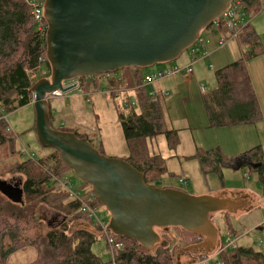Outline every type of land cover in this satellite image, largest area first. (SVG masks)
I'll return each instance as SVG.
<instances>
[{"label": "trees", "instance_id": "trees-1", "mask_svg": "<svg viewBox=\"0 0 264 264\" xmlns=\"http://www.w3.org/2000/svg\"><path fill=\"white\" fill-rule=\"evenodd\" d=\"M231 9L243 21L236 31H230L223 18L204 31H210L216 25L225 41L237 34L236 40L242 50L239 59L214 72L216 87L203 97L210 127L250 125L264 119L247 71L250 61L264 56V37L261 38L256 33L251 23L244 22V17L256 16L264 11V0H233ZM46 33V26L38 29L27 0H0V113H10L31 104L34 81L32 75L41 70L42 65L48 70L47 77L49 76ZM203 33L190 49L200 46ZM121 72L124 73L121 80L115 77L116 74L101 75L86 78L83 85L87 90L91 87L98 88L101 80L107 77L106 89L117 91L128 87L134 92V98L127 100L134 102L138 110L131 105L128 110L125 109L127 111L122 110L118 114L129 150V157L124 160L144 174L148 186L157 187L166 173L163 167L165 160L161 156L151 155L145 142L164 135L168 149L174 151L179 144V131L167 129L159 97L154 100L146 88L145 76L154 71L125 69ZM90 97L91 95L87 96L88 99ZM53 128L87 139L86 135L71 130L55 126ZM31 129L36 131L35 124ZM14 139L15 135L0 116V182L5 183L7 178L13 176L22 177L20 187H15L18 201L0 190V264H7L10 256L26 248L42 249L43 252L30 264H110L111 260L104 261L92 251V246L100 241L102 235L96 223L87 213L81 211L82 201L89 202L95 210L101 206L91 187L82 183L80 189L84 193L81 199L71 198L53 182L54 178H62L67 172H71L60 153L49 148L50 154L47 157H29L23 161L20 160V152L10 144ZM241 156L250 158L249 170L257 174V182L264 186L262 148L256 146ZM186 159L198 161L204 176L216 173L223 177V169L231 158L224 155L220 148H214L197 149ZM41 204L61 214L64 217L63 222L54 227H45L38 222L36 210ZM222 213L229 216L228 213ZM73 223L81 226L72 228ZM175 230L179 232L181 240L193 238L194 243L191 241V245L201 247L204 238L180 228ZM171 234L163 231L161 238L164 242L152 251L145 250L131 239L118 237L124 247L117 253L116 264H173L174 254L171 247L176 243L174 244ZM228 234L238 236L231 226ZM219 259L223 264H264V253L237 247L230 252H222Z\"/></svg>", "mask_w": 264, "mask_h": 264}, {"label": "water", "instance_id": "water-1", "mask_svg": "<svg viewBox=\"0 0 264 264\" xmlns=\"http://www.w3.org/2000/svg\"><path fill=\"white\" fill-rule=\"evenodd\" d=\"M233 0H45L46 59L51 75L32 88L40 145L57 150L110 215L108 230L152 251L156 229L204 238L201 253L219 246L211 215L233 212L235 196H193L148 186L144 174L123 159L109 158L75 133L52 126L49 99L70 91L64 84L125 69L175 62L231 6ZM18 195V192H16ZM16 195V196H17ZM19 200V199H15ZM200 247V246H199ZM198 248V247H197Z\"/></svg>", "mask_w": 264, "mask_h": 264}, {"label": "rangeland", "instance_id": "rangeland-1", "mask_svg": "<svg viewBox=\"0 0 264 264\" xmlns=\"http://www.w3.org/2000/svg\"><path fill=\"white\" fill-rule=\"evenodd\" d=\"M27 1L30 4L32 0ZM244 18L245 22L251 23L256 33L263 38L264 11L256 16L249 15ZM203 36H206V42L203 44L201 53H192L193 48L188 49L175 62L159 64L146 69V71H159L164 68H186L191 66L194 70V75L190 76L178 73L153 84L146 85L147 90L151 92L164 93L162 94L163 100L161 101V105L165 114L166 127L169 130L173 128L178 129L179 144L174 151L169 150L165 136L159 135L154 139L147 140L145 146L151 155L161 156L165 160L163 167L166 173L157 184L159 188L174 187L182 189L184 192L189 193V195L190 193H207L225 187L245 188L252 192L254 204L257 206L253 211L231 212L228 213V217L220 212L211 215L210 218L217 229L220 242L230 239L234 242L236 248L244 247L264 253V206L259 200V197L264 200V186L257 182V174L252 173L246 167L242 168L244 172L240 170L232 175L226 174L228 171L223 169V177L216 173H209L207 176H204L198 161H187L186 159V156L192 153L189 147L192 145L193 138L195 137L203 138L206 143L212 145L210 149L220 148L222 151V148L219 145L217 146L216 143L225 144L229 141L230 138L225 133L227 129L243 132V137L254 140V142L249 144L250 148L260 146L264 150V130L262 129V124H258V122L250 125L220 128L209 126V119L203 105V97L216 87L214 72L240 57V48L235 38L228 39L225 45H222L221 40L225 38L219 35L216 25L210 31L204 32ZM191 55H196L199 61L194 64L190 63L189 56ZM254 60L255 62L259 60L264 62V56H259ZM203 61L205 62L199 63ZM45 69V66L43 67L42 65L41 70L35 72H40V74L35 77L32 76L34 80L33 85L41 79L50 78L51 70L47 77L48 70L46 71ZM263 72L264 67L262 71L259 67L251 69L252 77L257 87L260 84H264ZM115 77L121 80L124 77V73L119 71ZM35 80L37 81L35 82ZM107 86V77H104L101 80V86L98 88L91 87L87 90L82 84L81 93L75 90L65 95L52 96L49 99V103L56 115H59L56 108L60 109L59 107H61V112L64 115L62 118V129L86 135L93 147L102 152L103 155L109 158L124 160L129 157V150L118 114L122 110H128L125 105L127 99L124 97L126 93L119 97L116 95V92L106 89ZM165 93H168L169 97L165 96ZM89 94L91 97L88 99L87 96ZM31 101L30 105L16 111L10 113L3 111L0 113L2 120L15 135L14 141H11L10 144L14 145L15 149L20 152L19 157L23 161L27 160L30 156L42 158L50 154L49 149H45L40 145L36 131L31 129L35 124L33 95ZM134 109L138 110L137 106H134ZM53 126H56L55 122ZM23 150L26 151L24 155H22ZM223 154L225 155V153ZM61 179L64 182H70L75 190L84 193L80 189L82 182L72 171L67 172ZM180 179H183L188 185L180 184ZM4 182H0V190L15 200L17 195L15 187H20L22 177L13 176L7 178ZM194 196H201V194ZM96 211L107 224L110 222L111 217L104 207L100 206ZM36 219L45 227H54L60 225L64 217L50 207L41 204L37 207ZM79 226H81L79 223L71 225L72 228ZM229 226H231V229L238 236L228 234ZM156 232L160 236L163 233L159 229H156ZM168 232L179 236V232L175 229H170ZM191 241L194 243L193 238L183 239L181 243L174 242V244L176 243L175 246L171 247L174 254L173 264L215 263L212 255L216 254V249L218 248L207 256H204L201 254L203 253L201 250V252L195 250L197 246H192ZM162 242H164L163 238H161ZM158 245L160 243L156 246ZM41 250L34 248L23 249L10 256L7 264H30L43 253ZM232 250L234 249L229 248L227 251L230 252ZM92 251L100 255L104 261L111 260L104 237H100V241L92 246Z\"/></svg>", "mask_w": 264, "mask_h": 264}, {"label": "crops", "instance_id": "crops-1", "mask_svg": "<svg viewBox=\"0 0 264 264\" xmlns=\"http://www.w3.org/2000/svg\"><path fill=\"white\" fill-rule=\"evenodd\" d=\"M242 22L243 21L241 20L239 22V25H241ZM219 35L224 38L222 33L219 32ZM205 40H206V36H203L200 46H198L197 48L193 49L192 53H201V49L203 47V44H205V42H206ZM237 45L240 48L238 43H237ZM241 56H242V50L240 48V57ZM240 57H238L237 59H239ZM198 61L199 60L197 59L196 55L189 56V62L190 63L194 64V63H196ZM204 62L205 61L199 62V63H204ZM263 63L264 62H262L260 60L258 62H255V60L251 61V63L249 62L247 64V71L249 73V76H250V79H251V82H252V85H253V88H254V91H255V95H256V98H257V101H258V104H259V107H260V111L264 115V84H260L257 87V85L255 84V82L253 80L252 73H251V69L253 67H255V68L259 67L261 69V71H262V69L264 67ZM148 72H151V71H148ZM263 81H264V72H263ZM124 88L125 89H123V88L118 89L117 90L118 92H116V93L119 94L120 96H123V94L126 93L125 96H124L126 99L134 98V92L129 90L128 87H124ZM148 92H149V94L153 93V92H151L149 90H148ZM156 94L159 96V100L161 102L163 100L162 99V94H164V93L163 92H161V93H157L156 92ZM165 96L169 97L168 93H165ZM165 101H167V99H165ZM60 102L64 103L63 101H60ZM128 103H130V101L127 100L126 104H128ZM59 108L60 109L56 108L58 110V112H59L58 113L59 115H56L55 112H53L52 106H51V110H52L51 114H52V117L54 119L52 122L56 123V126H55L56 128H62V122H63L62 118L64 116L63 113L61 112V110H62L61 107H59ZM64 111H66V109H64ZM164 118H165V114H164ZM258 124H262L261 126H262V129L264 130V119L259 121ZM171 130H178V129L177 128H173ZM225 133H227V135L229 136V138H230L229 141L227 143H225V144H222V143H216V144H217V146L219 145L222 148L223 153H225V155L227 157L231 158L229 163H227L225 165L224 170L228 171L226 174L232 175L234 173L236 174L240 170L242 171V168H246V167L249 168V165L251 164L250 158L248 156H241V154L244 153L245 151L249 150L248 149V148H250L249 144L251 142H254V140L253 139L249 140L248 137H243V132H240V131H232V130L227 129L225 131ZM211 146L212 145L206 143L203 138L195 137V138H193L192 145L189 147L192 150V153L190 155L194 154L197 149L207 150V149H210ZM186 157H188V156H186ZM242 172H244V171H242ZM229 175H227V176H229ZM245 176H246V174H245ZM163 188H172V187H163ZM187 194H189V193H187ZM192 194H193V196L194 195H200V194L202 196L204 194H207V195H211V196H218V198L219 197L231 198V196L233 195V196H235V199H236L235 201H237V203H239V205H240L239 207L234 208L233 213H236L238 211L251 212L255 208H257V206H255L254 201H253L252 192H250L249 190H247L245 188H227V187H225V188H222V189H217L215 191H209L207 193H205V192L204 193H190V195H192ZM259 200L263 203V206H264V200L261 197H259ZM200 250L201 251H205V249L201 248V247H200ZM201 251H199V252H201Z\"/></svg>", "mask_w": 264, "mask_h": 264}, {"label": "built area", "instance_id": "built-area-1", "mask_svg": "<svg viewBox=\"0 0 264 264\" xmlns=\"http://www.w3.org/2000/svg\"><path fill=\"white\" fill-rule=\"evenodd\" d=\"M44 2L45 0H32L29 4L32 8L33 18L37 23L38 29H42L44 26H46L45 19H44ZM231 7H232V4L228 8V10L224 12L223 15L219 19L223 18L225 21H227L228 29L230 31H235L237 27L239 26V22L241 21V19H238V15L231 9ZM219 19L215 23H218ZM236 37H237V34H235L234 38L236 39ZM225 42L226 41L224 39L221 40L222 45H224ZM178 73L193 76L194 70L193 68H191V66H188L186 68H179V67L164 68L159 71H154V72L147 74L145 76L144 83L146 85H150L157 81L163 80L164 78L168 76H173ZM39 74L40 72L33 74L32 76L35 77L36 75H39ZM82 84H83V79H77V80L65 83L64 88L69 90L70 92L77 90L79 93H81ZM115 92H118V91H115ZM58 95H60V93H58ZM88 96H90V94ZM117 96H120V95L117 94ZM150 96L154 97V100H155L156 93H150ZM125 105L127 108H129L131 105L134 106L135 103L131 101L130 103L125 104ZM25 153L26 151L23 150L22 155H24ZM30 158L34 159L33 156H30ZM53 182L55 185L64 189L70 195L71 198L75 200L81 199L82 193H80L78 190H75L74 186L70 182L68 181L64 182L61 178H54ZM180 184H183L185 186L188 185L183 179H180ZM81 211L87 213V215L96 223L95 225L100 229V233L102 237L105 238L106 245L110 252L109 253L111 256L110 264H116L117 253L123 249L124 247L123 243L118 240V237L114 236L108 230L109 223L107 224L106 221L102 218V216L99 215L95 209L91 208L89 202L82 201ZM172 237L175 242L181 243V238L178 235L172 234ZM219 245L220 247H217L218 249H216L217 251L216 254L212 255L213 260H215L214 264H223L219 259L220 253L228 250L229 248L236 249L234 242H232L230 239H227L224 242H219Z\"/></svg>", "mask_w": 264, "mask_h": 264}, {"label": "flooded vegetation", "instance_id": "flooded-vegetation-1", "mask_svg": "<svg viewBox=\"0 0 264 264\" xmlns=\"http://www.w3.org/2000/svg\"><path fill=\"white\" fill-rule=\"evenodd\" d=\"M85 79H83V81H84ZM198 248H195V250H197V251H200V247L199 246H197Z\"/></svg>", "mask_w": 264, "mask_h": 264}, {"label": "bare ground", "instance_id": "bare-ground-1", "mask_svg": "<svg viewBox=\"0 0 264 264\" xmlns=\"http://www.w3.org/2000/svg\"><path fill=\"white\" fill-rule=\"evenodd\" d=\"M236 30H237V29H236ZM236 30H235V31H236ZM153 93H156V92H153ZM158 97H159V96L156 94L155 100H156Z\"/></svg>", "mask_w": 264, "mask_h": 264}]
</instances>
